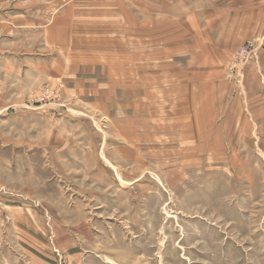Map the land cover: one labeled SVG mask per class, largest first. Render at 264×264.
Wrapping results in <instances>:
<instances>
[{"label": "rangeland", "instance_id": "obj_1", "mask_svg": "<svg viewBox=\"0 0 264 264\" xmlns=\"http://www.w3.org/2000/svg\"><path fill=\"white\" fill-rule=\"evenodd\" d=\"M188 3L264 12V0ZM36 5L0 0V264H264V82L238 74L264 32L247 39L236 75L227 65L247 40L222 64L219 93L203 99L213 118L180 120L182 90L155 88L154 118L116 138L97 109L36 71V53L53 51L35 31L50 19ZM50 116L59 126L44 132ZM85 144L108 151L96 162L75 149Z\"/></svg>", "mask_w": 264, "mask_h": 264}, {"label": "crops", "instance_id": "obj_2", "mask_svg": "<svg viewBox=\"0 0 264 264\" xmlns=\"http://www.w3.org/2000/svg\"><path fill=\"white\" fill-rule=\"evenodd\" d=\"M36 2L39 15L49 13L50 19L36 21L35 31L53 50L49 55L36 53V71L45 78L61 80L65 92L77 104L97 109L111 122L110 126H115L116 138L138 136L128 133L136 130L135 126L129 129V123L140 122L141 115L154 118L156 104L146 91L155 88L178 86L182 90L180 98L187 102L179 108L184 117L180 120L190 121L192 116L197 122L209 119L214 111L210 113L211 107L207 109L203 99H214L219 93V83L224 79L222 64L241 43L264 32V12L252 11L247 3L193 6L188 0ZM21 27L32 32L30 24ZM260 45L263 47L253 57V64L243 73L238 71L239 79L243 75L250 81L255 74L260 84L264 82V44ZM41 123L38 128L44 132L59 126L53 116ZM107 147L102 144L97 151L85 144L75 149L88 150L97 162V154L107 153ZM121 148L112 147L117 151ZM62 153L57 151V155Z\"/></svg>", "mask_w": 264, "mask_h": 264}, {"label": "built area", "instance_id": "obj_3", "mask_svg": "<svg viewBox=\"0 0 264 264\" xmlns=\"http://www.w3.org/2000/svg\"><path fill=\"white\" fill-rule=\"evenodd\" d=\"M251 45H252V41L247 40L245 44L239 49L238 54H235L233 59L229 61L227 65L228 67L227 76L228 77L237 74L238 66L244 63L245 61L244 59L246 58V54H248V51L250 50ZM52 94H53V91L47 88L42 100L50 98V95Z\"/></svg>", "mask_w": 264, "mask_h": 264}, {"label": "bare ground", "instance_id": "obj_4", "mask_svg": "<svg viewBox=\"0 0 264 264\" xmlns=\"http://www.w3.org/2000/svg\"><path fill=\"white\" fill-rule=\"evenodd\" d=\"M117 100V99H116ZM198 154V153H197Z\"/></svg>", "mask_w": 264, "mask_h": 264}]
</instances>
